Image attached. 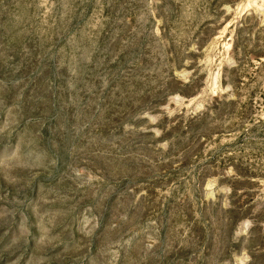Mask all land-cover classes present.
Listing matches in <instances>:
<instances>
[{
    "label": "rangeland",
    "instance_id": "obj_1",
    "mask_svg": "<svg viewBox=\"0 0 264 264\" xmlns=\"http://www.w3.org/2000/svg\"><path fill=\"white\" fill-rule=\"evenodd\" d=\"M0 264H264V0H0Z\"/></svg>",
    "mask_w": 264,
    "mask_h": 264
}]
</instances>
